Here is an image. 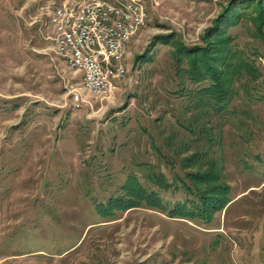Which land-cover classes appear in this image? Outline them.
I'll return each mask as SVG.
<instances>
[{
    "label": "rangeland",
    "instance_id": "1",
    "mask_svg": "<svg viewBox=\"0 0 264 264\" xmlns=\"http://www.w3.org/2000/svg\"><path fill=\"white\" fill-rule=\"evenodd\" d=\"M141 1L126 75L99 98L48 39L62 0H0V264H264V28L237 31L260 75L236 79L227 120L203 106L206 83H181L172 44L154 43L203 45L231 0ZM220 191L230 203L208 224L169 216ZM116 197L140 205L97 215Z\"/></svg>",
    "mask_w": 264,
    "mask_h": 264
},
{
    "label": "trees",
    "instance_id": "2",
    "mask_svg": "<svg viewBox=\"0 0 264 264\" xmlns=\"http://www.w3.org/2000/svg\"><path fill=\"white\" fill-rule=\"evenodd\" d=\"M230 2L231 5L225 6L220 11V15L214 20L210 29L208 28L201 37L203 45L188 47L170 35L156 38L154 43L155 45L156 43L172 44L174 50L171 54L176 70L180 72L179 79L183 78L181 83L185 81L192 84L206 83L207 87L200 92L203 96L209 97L210 101L205 102L203 106L210 105L212 113L220 117H223L226 112L227 120H230L229 117L235 118V115L230 114L229 108L238 94L234 91L236 79L240 77L245 81L253 80L260 75L256 66L258 63L236 45L234 40L237 37V31L244 27L247 36L255 40L262 39L260 36H263L264 28V0H231ZM262 44L264 45V40ZM252 54H256L254 48ZM141 58L145 61L150 60L148 53ZM248 84L246 82L243 86ZM250 96V92H247L246 97L250 98ZM224 195L222 194L217 201H214L216 198L212 197L211 202L206 197H202L203 208L200 211L198 209L196 211L192 201L176 203L175 207L170 209L169 216L190 221L199 219L208 224L214 212L222 211L230 203ZM142 198L153 210L165 211L162 200L156 196V193L150 191L149 195L144 194ZM139 205L130 198L116 197L108 199L106 203L98 204L96 213L107 219L111 217L115 209L126 211ZM193 211L195 213H192Z\"/></svg>",
    "mask_w": 264,
    "mask_h": 264
},
{
    "label": "built area",
    "instance_id": "3",
    "mask_svg": "<svg viewBox=\"0 0 264 264\" xmlns=\"http://www.w3.org/2000/svg\"><path fill=\"white\" fill-rule=\"evenodd\" d=\"M141 0H62L49 15L55 55L80 72L82 92L108 98L126 75V49L146 24ZM80 107V97H72Z\"/></svg>",
    "mask_w": 264,
    "mask_h": 264
}]
</instances>
